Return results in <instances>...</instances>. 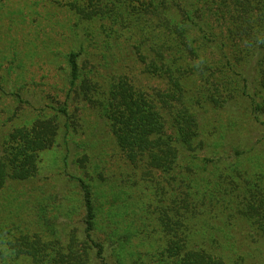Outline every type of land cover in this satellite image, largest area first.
Here are the masks:
<instances>
[{
	"label": "rangeland",
	"instance_id": "obj_1",
	"mask_svg": "<svg viewBox=\"0 0 264 264\" xmlns=\"http://www.w3.org/2000/svg\"><path fill=\"white\" fill-rule=\"evenodd\" d=\"M178 1L169 3L168 13L162 15L165 20L157 17L148 0H0V144L16 128L37 120L59 123L54 145L40 155L37 177L10 179L0 188V264H61L52 256L64 253L72 236L74 246L82 251L87 248L80 180L90 186L94 196L97 217L93 237L105 245L107 264H161L164 237L160 225L165 213H171L164 196L151 185L153 179L165 181L167 172L130 160L117 145L103 118L102 103L111 91L118 90V84L128 83L158 99L166 95L167 108L178 116L189 106L200 111L202 129L212 131L219 125L232 133L239 143L232 153H247L239 156L240 167L254 165L250 176L241 178L243 189L248 195L253 185L260 187V205L254 199L251 203L262 208L264 78L256 80L257 66H243L230 48L201 44L203 36L195 28L181 45L166 40L165 54L152 51L145 35L148 22L155 26L158 40L163 41L168 30L180 39L183 30L176 20L182 10L177 8L183 4ZM196 1L193 3L198 4ZM182 46L188 49L183 52ZM72 52L80 54V77L75 85L69 62ZM224 74L235 75L237 80L248 75V87L227 85ZM171 75L182 79L175 81ZM174 89L185 90L187 102L183 103ZM257 106L260 112L255 111ZM165 111L170 116L171 111ZM177 129L176 124L173 130ZM173 130L168 131L172 137ZM198 150L197 157L205 164L202 175L214 179L224 169L226 183L235 165H227L226 155H208L203 147ZM242 157L254 162L244 165ZM217 158L219 163L211 162ZM186 167L182 163L173 171L180 181L197 168ZM184 190L179 186L177 191ZM172 214L178 220V211ZM211 217L212 225L227 229L225 216ZM35 233L41 236L39 261L17 256L14 240ZM251 249V254L258 256L251 259L264 264V243ZM82 262L104 264L92 251Z\"/></svg>",
	"mask_w": 264,
	"mask_h": 264
},
{
	"label": "trees",
	"instance_id": "obj_2",
	"mask_svg": "<svg viewBox=\"0 0 264 264\" xmlns=\"http://www.w3.org/2000/svg\"><path fill=\"white\" fill-rule=\"evenodd\" d=\"M172 1L174 4L179 3L178 0H148V4L154 8L153 12L159 19H165L162 15L168 13L169 3ZM180 1L182 8L177 9L182 10L179 12L181 18L176 20L183 30L180 39L174 38L173 31L168 30L169 33L164 32L165 39L158 40L155 26L148 22L145 35L153 46L152 51L165 54L168 48L166 40L181 45L190 38V29L195 28V31L203 36L201 44L212 46L214 43L218 49L230 48L234 58L243 66L252 63L256 65L254 78L257 80L259 77V82L263 80L264 0H197L199 5L193 3L195 0ZM217 28L219 30H216ZM187 49L188 46L181 47L183 52ZM191 50L196 49L191 46ZM79 56V53L74 52L69 55L72 85H75L80 77ZM155 67L159 68L157 64ZM187 73L188 70L183 75ZM171 76L175 81L182 79L179 75ZM224 76L227 85L248 87V75L247 78L243 77V80H237L235 75ZM127 84H118L120 88L111 91V96L102 103L103 118L109 123L117 145L130 160L167 172L165 181L153 179L151 185L153 191L157 189L158 193L164 196L163 201L171 213H165L160 225L163 231L161 236L164 237L160 246L161 264H259L251 259L258 257L257 254H251V247L264 243V203L260 208L251 202L254 199L260 205L263 193L260 187L256 189L254 185L251 194L247 195L243 189L241 178L246 180L254 168V165H249L248 168L240 167L239 156L247 153L235 150L233 154L232 150L239 143L231 136L232 133L219 128V125L212 131L202 129L199 110L184 107L181 116H178V112L167 108L166 95H161L159 99L154 98ZM234 89L238 90L237 87ZM172 92L183 103L187 102L185 90L174 89ZM238 93L240 92L234 94ZM193 98L189 96L191 101ZM258 109V106L255 107L256 112H260ZM165 110L171 111L170 116ZM229 123L236 124L232 121ZM176 124L178 129L173 130ZM58 129L57 121L55 123L51 119L37 120L31 125L16 128L7 135L0 144V188L10 179L28 180L37 177L40 155L54 145ZM172 130L174 137L168 134V131ZM211 141L214 142L212 146ZM200 147H203L208 155H226L227 165H235L234 169L228 172L226 183L223 182L224 169L217 172L214 179L213 176L202 175L205 164L203 159L197 157ZM216 148L218 151H215ZM189 152H193L192 157H188ZM232 155L237 157H231ZM251 160L242 157L244 165ZM220 161L221 159L217 158L211 162L215 164ZM182 163L186 164V168H197L192 175L185 174L186 176L181 177L180 181V176L173 171ZM179 186L185 187L186 190L178 193ZM213 188L215 190L212 192ZM80 189L86 212L84 242L87 248L82 251L74 246L76 239L72 236L64 249L65 252L57 253V257L52 256V259L61 264H82V257H89L92 251L94 256L97 255L107 264L105 245L93 237L97 217L93 193L83 180H80ZM172 211H178V220L174 218ZM211 216H225L227 229L212 225ZM40 237L37 233L20 235L12 244L14 253L38 262ZM255 249L259 252V248Z\"/></svg>",
	"mask_w": 264,
	"mask_h": 264
}]
</instances>
